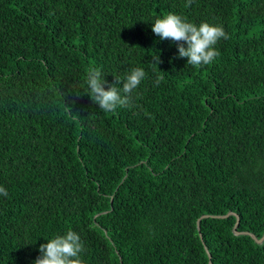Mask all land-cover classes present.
<instances>
[{"label":"trees","instance_id":"16d2710c","mask_svg":"<svg viewBox=\"0 0 264 264\" xmlns=\"http://www.w3.org/2000/svg\"><path fill=\"white\" fill-rule=\"evenodd\" d=\"M186 4L0 0V264L69 229L84 264H264V0ZM168 13L223 25L212 64L152 31ZM92 66L144 68L131 107L92 101Z\"/></svg>","mask_w":264,"mask_h":264},{"label":"clouds","instance_id":"9594fccd","mask_svg":"<svg viewBox=\"0 0 264 264\" xmlns=\"http://www.w3.org/2000/svg\"><path fill=\"white\" fill-rule=\"evenodd\" d=\"M192 3L193 0H187L185 6L189 7ZM152 31L161 40H171L176 43L178 46V57L187 58V65L194 67L212 64L220 54L215 45L221 39L230 38L223 25L210 24L208 22H202L197 25L194 22H190L187 17L175 13H168L156 18L152 23ZM152 62L159 65L161 62L159 54L153 57ZM146 75L144 68L135 67L123 80L116 77V83L106 88L105 73H103L101 68L92 66L86 71V87L83 88L103 112L115 113L118 108L132 106L133 93L141 85ZM161 80L162 77L158 76L156 83L158 84ZM116 84H121L122 87H116ZM8 195L7 188L0 185V196L8 197ZM237 216L239 217V215ZM202 218L203 216L199 218L200 227ZM199 231L201 233V229ZM235 234L237 233L235 232ZM201 239L204 242L203 235ZM39 251L41 255L34 260L33 264H84L82 254L87 249L80 234L69 229L63 235L47 239V243L40 245ZM209 259L212 261L210 257Z\"/></svg>","mask_w":264,"mask_h":264},{"label":"water","instance_id":"95a60500","mask_svg":"<svg viewBox=\"0 0 264 264\" xmlns=\"http://www.w3.org/2000/svg\"><path fill=\"white\" fill-rule=\"evenodd\" d=\"M232 213H233V212H229V213L226 214V215H218V216H213V217H228V216H229L230 214H232ZM209 216H210V215L206 214V215H203V218H205V217H209ZM239 221H240V219H239V217L237 216V222H236L235 227H234V231H235L237 234L242 233V232H239V231L237 230V225H238ZM197 225H198V229L200 230V229H201V227H200V219L198 220ZM250 234H251V236H252L256 241H258V242H262V241L264 240V235H263L260 239H258L254 234H252V233H250ZM201 237H202V234H201ZM205 248L208 250L207 246H205ZM209 257L211 258V254H209ZM209 264H212V261H211V260L209 261Z\"/></svg>","mask_w":264,"mask_h":264}]
</instances>
